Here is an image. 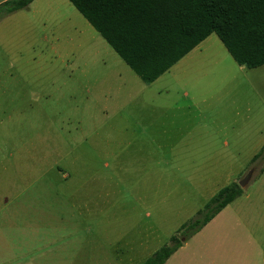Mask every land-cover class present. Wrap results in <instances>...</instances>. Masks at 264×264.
I'll use <instances>...</instances> for the list:
<instances>
[{"label":"rangeland","instance_id":"rangeland-1","mask_svg":"<svg viewBox=\"0 0 264 264\" xmlns=\"http://www.w3.org/2000/svg\"><path fill=\"white\" fill-rule=\"evenodd\" d=\"M263 139L264 63L214 32L144 82L68 0H31L0 17V264H138L240 180L183 242L264 264Z\"/></svg>","mask_w":264,"mask_h":264},{"label":"trees","instance_id":"trees-1","mask_svg":"<svg viewBox=\"0 0 264 264\" xmlns=\"http://www.w3.org/2000/svg\"><path fill=\"white\" fill-rule=\"evenodd\" d=\"M31 0H1L0 17ZM144 82H150L214 32L238 64L264 63V0H68ZM263 158L264 139L251 161ZM243 192L220 186L167 242L138 264H162L193 232ZM183 238H182V237ZM182 238V239H181Z\"/></svg>","mask_w":264,"mask_h":264},{"label":"crops","instance_id":"crops-1","mask_svg":"<svg viewBox=\"0 0 264 264\" xmlns=\"http://www.w3.org/2000/svg\"><path fill=\"white\" fill-rule=\"evenodd\" d=\"M1 1V0H0ZM11 193V191H10ZM212 195V194H211ZM210 195V196H211ZM209 196V197H210ZM208 197V198H209ZM207 198V199H208ZM206 199V200H207ZM205 200V201H206ZM7 197L4 198L3 202L6 203ZM204 201V202H205ZM232 201V200H231ZM203 202V203H204ZM223 208V207H222ZM195 212V211H194ZM215 215V214H214ZM213 215V216H214ZM212 216V217H213ZM211 217V218H212ZM210 218V219H211ZM209 219V220H210ZM194 234V233H193ZM6 236L4 233L0 234V240L5 239ZM4 244V241L1 242ZM199 254V257L201 260H197L196 256ZM162 264H218V262H214L212 260V257L207 255L204 251L198 252L197 250L193 249V247L190 249L188 248V242H182L181 245H179L167 258Z\"/></svg>","mask_w":264,"mask_h":264},{"label":"water","instance_id":"water-1","mask_svg":"<svg viewBox=\"0 0 264 264\" xmlns=\"http://www.w3.org/2000/svg\"><path fill=\"white\" fill-rule=\"evenodd\" d=\"M245 183V180H240L239 182H238V184L241 186V185H243Z\"/></svg>","mask_w":264,"mask_h":264}]
</instances>
